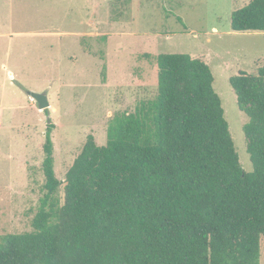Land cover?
Returning <instances> with one entry per match:
<instances>
[{
  "label": "trees",
  "instance_id": "1",
  "mask_svg": "<svg viewBox=\"0 0 264 264\" xmlns=\"http://www.w3.org/2000/svg\"><path fill=\"white\" fill-rule=\"evenodd\" d=\"M230 28L264 32V0L233 11ZM155 66V98L116 115L104 146L87 136L63 181L47 125L33 230L0 236V264H259L264 64L229 78L247 117L249 173L209 66L187 54H159Z\"/></svg>",
  "mask_w": 264,
  "mask_h": 264
},
{
  "label": "rangeland",
  "instance_id": "2",
  "mask_svg": "<svg viewBox=\"0 0 264 264\" xmlns=\"http://www.w3.org/2000/svg\"><path fill=\"white\" fill-rule=\"evenodd\" d=\"M249 1L0 0V236L33 230L47 125L55 126L54 172L63 181L87 136L104 146L116 115L155 98L159 54L209 66L240 164L251 172L247 117L229 84L264 64V32L230 28L231 13ZM29 92L46 94L50 108L39 110Z\"/></svg>",
  "mask_w": 264,
  "mask_h": 264
},
{
  "label": "water",
  "instance_id": "3",
  "mask_svg": "<svg viewBox=\"0 0 264 264\" xmlns=\"http://www.w3.org/2000/svg\"><path fill=\"white\" fill-rule=\"evenodd\" d=\"M29 96L35 100L39 110H46L50 108V104L47 100V96L44 93L29 92ZM49 123V121H48Z\"/></svg>",
  "mask_w": 264,
  "mask_h": 264
}]
</instances>
